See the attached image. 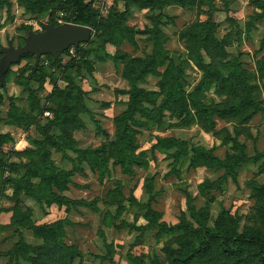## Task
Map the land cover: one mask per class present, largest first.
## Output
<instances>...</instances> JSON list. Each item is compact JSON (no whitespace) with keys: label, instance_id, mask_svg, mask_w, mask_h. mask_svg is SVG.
I'll list each match as a JSON object with an SVG mask.
<instances>
[{"label":"rangeland","instance_id":"rangeland-1","mask_svg":"<svg viewBox=\"0 0 264 264\" xmlns=\"http://www.w3.org/2000/svg\"><path fill=\"white\" fill-rule=\"evenodd\" d=\"M11 1L0 0V63L4 49L23 48L47 26L76 24L62 0H39L34 9V0ZM167 1L149 9L89 0L87 42L39 60L13 56L19 60L0 88V264H262L264 111L237 128L215 117L214 132L196 120L176 126L171 108L154 111L140 117L133 152L143 162L133 174L113 160L104 173L95 160L93 152H117L116 112L126 109L134 77L140 88L161 92L155 107L164 102L162 86L178 77L194 111L220 100L214 86L202 85L207 67L235 58L250 72L251 98L264 105V0ZM155 29L163 33L158 42ZM155 53L163 63L139 74ZM58 136L69 147H52L51 163L45 146ZM197 147L227 165L205 155L190 166ZM50 175L68 182L53 185ZM147 206L166 225L151 226Z\"/></svg>","mask_w":264,"mask_h":264},{"label":"trees","instance_id":"trees-1","mask_svg":"<svg viewBox=\"0 0 264 264\" xmlns=\"http://www.w3.org/2000/svg\"><path fill=\"white\" fill-rule=\"evenodd\" d=\"M27 1V0H25ZM39 0H34V4H31V8H35L38 4ZM134 2L138 3L143 8H149L152 9L156 5H160L166 0H133ZM170 0L167 1V3ZM174 1V0H173ZM54 3L51 0H47V3ZM55 5V4H54ZM60 8L65 10L67 14L75 15V23L85 26H91L93 25V14L94 11H92L90 7L89 0H62L60 2ZM39 7V6H38ZM57 8V7H56ZM260 18H264L263 16H259ZM257 16L256 20H260ZM160 18V17H158ZM156 19L155 24L158 25L159 20ZM158 27V26H156ZM152 35L154 34L155 41L158 42L160 38L162 37L163 33L160 31V29H155L153 31H150ZM103 48V47H101ZM6 50V49H4ZM160 50V48H159ZM165 49L161 50V55H163ZM19 54V50L13 49L10 52H5V55L3 57V65H0V88H3L6 84V76L7 71L9 70V67L12 64L17 63L16 60H14L11 56L12 53ZM169 56V55H167ZM152 60L149 62L148 67H142L140 69L139 74H142L141 72L146 71L147 69H151L152 66H156L159 64H162L163 60L160 59V55L155 53L152 58ZM182 65H177L176 63V71L180 72ZM207 67V65H206ZM206 70V76L204 81L202 82L203 86L207 87H215V94L219 97V101L213 100L211 104H203L199 105L198 107H195V110L192 111L189 108V103L187 101V97L185 94L184 86L179 83L178 77L173 79L170 83H165L164 86H162L163 90L165 89V99L164 102L161 103L159 106L155 107L154 105L157 103V97L161 92H154V91H146L143 88H140L138 85H136V77L135 83L131 80V87L128 91H125V94H129V101L127 102L126 109L121 112L119 115L116 116V120L120 123V128H122V131L118 132V146L116 145L117 140L112 143V145H116L117 152L115 154H111L110 156L106 157H100L98 153L93 152L95 156V160L99 161L97 162L99 164V168L106 171L108 167V163L110 160H113V163L115 165H119L122 168L123 173L127 175H131L134 173V166L140 165L143 162V159L138 157L134 151V149L138 148V138L137 128L143 127L145 124L140 120V117H150L155 114L154 111H157L158 113L161 112V115L165 112V109H169L172 111V113H175L176 117L179 119L178 123H176V126H186L190 125L191 122H195V120L202 126H205V128L208 131L214 132L215 131V117H219L227 122H232L235 128L238 126H244L248 124L252 118L257 115L259 112L264 111V105L262 103V100H259L258 97H252L248 93L249 86L251 85L250 81L252 78L249 77V71L242 68V64L235 58H232L231 61H228L227 63H221L220 66L217 67H207ZM152 70V69H151ZM133 71L137 72V70L133 69ZM228 77V78H227ZM138 79V78H137ZM256 87L258 88V85L256 84ZM258 98V99H257ZM1 99V98H0ZM145 103H149L153 105V108H150L148 106L144 105ZM196 103V101L193 99V104ZM63 122V119H62ZM56 124V123H55ZM47 130V129H46ZM45 130V131H46ZM118 130V129H117ZM239 135V134H238ZM55 143H59L54 145L55 143H51L46 139L43 143L45 145L50 144L51 147L45 146V152L47 154V157L49 161L51 162V159L49 156L51 155V149L54 147L61 153H64L69 146L65 145L66 140H64V137L58 136L56 137ZM173 140V139H171ZM70 140H67V143ZM71 142H75L74 140ZM179 142L178 140H174V143ZM75 144V143H74ZM62 147H61V146ZM65 146V147H64ZM211 151V150H210ZM209 150L205 149L204 147H197L196 149H193V157L190 158V166H194L196 164V161L199 158H202L203 156H208L211 161H215L220 166L227 165V159L222 160L215 155H211ZM83 151H81L82 153ZM98 154V155H97ZM133 154V156L131 155ZM131 155V156H130ZM52 163V162H51ZM106 164L105 166L103 164ZM105 173V172H104ZM62 174V173H61ZM67 175H63L62 178L59 177V175H50L48 178H46L50 183L56 186H61L62 180L65 179L68 180ZM68 182V181H67ZM264 188V186L262 187ZM47 202H52L53 199L48 197H43ZM148 213L150 215L151 220V226H159V225H166L165 223L157 224L156 221L159 217V215L153 211L150 207L147 206ZM154 222V223H153ZM50 225H42V226H36V227H50ZM60 227L61 222L54 223L52 227ZM36 229V228H35ZM260 244H264V240L259 241ZM205 246L201 247L200 249L195 250L194 252V258L199 257L204 249H206L208 246H210V241L207 239ZM65 251L68 252V248H65ZM198 259V258H197ZM179 261V260H178ZM176 261V262H178ZM185 261V259H184ZM260 262L264 264V260L262 258L260 259ZM174 263V261H173Z\"/></svg>","mask_w":264,"mask_h":264},{"label":"water","instance_id":"water-1","mask_svg":"<svg viewBox=\"0 0 264 264\" xmlns=\"http://www.w3.org/2000/svg\"><path fill=\"white\" fill-rule=\"evenodd\" d=\"M91 28L85 25H70V26H47L45 32L35 36V39L28 43L23 48H18L19 54L12 53L11 56L22 55L26 53L36 54L39 60L42 56L48 54L57 55L58 52H63L70 49L72 46H78L87 42L91 38ZM14 48L6 49L4 52H10ZM177 65L179 64L178 56L173 54ZM14 59V58H13ZM18 62L19 59H14ZM3 60L0 65H3Z\"/></svg>","mask_w":264,"mask_h":264},{"label":"crops","instance_id":"crops-1","mask_svg":"<svg viewBox=\"0 0 264 264\" xmlns=\"http://www.w3.org/2000/svg\"><path fill=\"white\" fill-rule=\"evenodd\" d=\"M10 2H11V4H13L11 0H10ZM0 64H1V63H0ZM12 65H13V64H12ZM9 68H10V67H9ZM115 108H116L115 111H118L117 107H115ZM123 111H124V110H123ZM123 111H122V112H123ZM116 113H119V114H120L121 112L119 111V112H116ZM116 113H114L113 116H115ZM119 114H118V115H119ZM116 116H117V115H116ZM255 116H256V115H255Z\"/></svg>","mask_w":264,"mask_h":264},{"label":"built area","instance_id":"built-area-1","mask_svg":"<svg viewBox=\"0 0 264 264\" xmlns=\"http://www.w3.org/2000/svg\"><path fill=\"white\" fill-rule=\"evenodd\" d=\"M45 114H46L47 116H48V115H50V113H49V112H46Z\"/></svg>","mask_w":264,"mask_h":264}]
</instances>
